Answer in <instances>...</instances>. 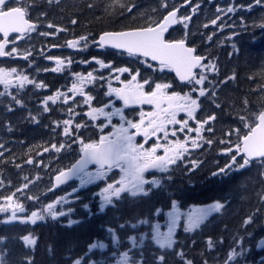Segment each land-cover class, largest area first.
<instances>
[{
    "label": "snow or ice",
    "instance_id": "6c2138e0",
    "mask_svg": "<svg viewBox=\"0 0 264 264\" xmlns=\"http://www.w3.org/2000/svg\"><path fill=\"white\" fill-rule=\"evenodd\" d=\"M49 3L52 0H48ZM11 3L19 4L21 6L10 7ZM185 3H190V0H185ZM119 5L121 8H125L128 12H131L133 8L136 7L135 4H124L121 0H113L114 5ZM33 5L29 4L27 0H0V33L3 35V39H0V57L12 56L18 52L16 47H12L10 51H6L8 44H15V40L23 39L28 33L36 30L37 24L32 22L30 19L29 9ZM167 8V4L163 3L161 5ZM254 6L264 7V0H253L252 3L247 5L250 10ZM89 8L93 5L89 4ZM199 5L192 8L193 12H196ZM239 7H244L240 5ZM235 7L229 6L226 9L217 8V13H231L234 12ZM105 11H108L106 8ZM155 11V10H153ZM178 9H173L168 11L162 20L154 21L146 26L131 28L129 30L119 31V32H103L100 34L98 41H93L94 44H98L99 47L111 46L116 49L125 50L129 55L142 54L144 57H150L152 61H158L160 65V70L163 71L165 68L174 69L176 75L179 77L180 81L188 82L189 84L201 86L198 89L193 87L190 92H185L181 94L180 92L168 90L172 87L169 83H155L154 87L150 91H145V86H151L149 79H144L143 82L138 81L137 77L140 72L137 70L135 74L131 76L128 81H121L123 87L114 88L109 84L108 92L106 95L115 94L117 98L123 101L125 106L134 104H147L154 106L152 111L144 112L140 111L139 119L136 121L127 119L124 115L122 108L113 107L112 111H106L111 105V101L108 104H104L101 107H91V102L94 97L85 93L84 87L87 83H91L96 80L97 77L93 75V72H88L86 76L76 74V81L72 84L70 92L73 95L79 93L84 96V103L90 106V111L87 115L92 119L96 120L100 116L105 117L109 124L112 122L113 116H119L121 123L117 125H112L113 132L107 135H101L98 140H92L85 142L82 138L76 137L73 140L75 143L77 140L80 144V152L82 155L80 158L68 169L60 170L55 177V185L53 187L59 186L66 183L73 177L79 179V185L81 188L93 183L95 180H102L106 175L107 171L113 168L120 169L122 175L120 179L113 183H108L106 187L100 190V204L99 211L103 212L107 206L114 204V199L119 200L122 195L127 194L132 197L138 196H148L152 190V187H158L161 185V179L152 177L147 179L145 174L150 170H158L162 173H167L172 166H177L178 163L184 162L187 155H190V148L196 149L202 146V143L212 145L214 141L212 139H206L203 135V131L212 132L213 129L210 126V122L216 120L215 115H210L204 120H196L197 109L200 108V97L209 96L215 97L216 92L209 90L203 85L208 79L205 72H216L218 71L216 65L208 60L207 63L204 61L206 57L195 55L196 49L193 47H188L186 44L187 33L185 38L167 40L165 39V33L168 31L171 25L177 23H183L184 28L188 27L187 21L191 19L190 16H182L177 18ZM41 15H45L41 13ZM151 21V17L148 18ZM220 20V15L216 16L211 23L213 25L217 24ZM73 24L77 23L74 19L71 21ZM49 27H55L49 24ZM208 25H205L207 27ZM260 27L264 28V18L261 19ZM59 31H66V29H56ZM10 33H16L15 39H10ZM41 35H49V33H41ZM233 36L238 35V33L233 32ZM209 40L212 39L211 36L208 37ZM88 36H81L78 39H73L67 41V46L71 48H77L78 45L83 42V46H88ZM235 49L236 46L233 45ZM238 51V49H236ZM31 55L30 52L24 53V58L28 59ZM48 59H54L53 57H48ZM56 67L53 71L60 72L65 65V60L55 58ZM95 59V58H93ZM101 68H112L110 63L106 64L102 60L96 61ZM68 64L71 60L67 61ZM196 69H202L199 73ZM116 73H131V69L127 67L113 68ZM116 80H120V76L116 75L114 77ZM99 79H104L103 76ZM228 79H235V73L231 77H227L225 81L220 83H225ZM0 83H2L5 88H8L13 83L23 87L26 83L32 84L34 81L30 80L27 75H21L18 73L16 68L5 69L0 68ZM209 83H213L209 81ZM37 88L46 87L42 82L36 83ZM258 89L264 93V85H258ZM198 96L193 97L192 92H197ZM0 95H3L0 93ZM64 99V103L68 102L69 97L67 94L62 92H57L56 95L49 96L46 98L44 103V111H48V102L56 103L60 98ZM17 104L21 101L13 97ZM261 100H264V95H262ZM243 111H248L249 101L247 97L243 100ZM220 107L219 104L216 105ZM11 110V109H9ZM70 117L74 110L69 109ZM179 113H185L187 119H178ZM255 116V122L250 121L248 115L237 114V119L240 121L241 125L248 129L244 134H241L239 127L230 129L226 135L231 136L235 134L237 136V142L233 143L231 140L225 141L221 139L220 144H227L222 152L225 155H229L230 159L224 167L218 168L216 172L212 173V176H218L226 174L227 172L233 170L244 169L256 163L260 166L262 171L260 175L264 177V110L259 111V113H253ZM35 120V117H30ZM189 120H196V127L192 128L189 126ZM64 131L65 136L72 135L73 120L71 118L64 120ZM169 125H179V127H173L169 129ZM208 127L205 129V126ZM59 126V124H57ZM107 125H100L99 127L103 130ZM75 129L82 127L81 124H75ZM132 130V131H130ZM185 133L184 138L180 139L177 133ZM195 133L194 136L190 135ZM174 139H169V136ZM141 136L143 138L142 143H136V137ZM155 138V142L151 144L150 147H145L148 141ZM163 141V142H161ZM66 147L65 144L61 143L59 146L52 144L51 148L59 152L61 149ZM71 147V145H67ZM3 148V145H0ZM49 149L45 148L44 151L47 152ZM3 152H0V156ZM239 157V159H238ZM33 161L29 159L27 163L31 164ZM96 164L98 168L95 172H90L87 170L89 164ZM200 161L191 160L189 161L190 167L189 171H193L199 167ZM19 167V165H17ZM27 179V178H25ZM3 182L0 181V186ZM148 185L149 187H146ZM28 184H24L22 188L26 189ZM22 191V189H17V192ZM78 192L77 188H73L70 193L64 196L58 197L52 203L44 206L43 209L32 211L30 216L21 217L18 213L24 212L23 204L15 202V193L9 196L3 197L4 203L0 204V213H8L11 211V215L5 220V223L21 220L23 223L30 222L35 224L37 221H42L47 217L52 219H57L61 216H70L74 211L73 208L69 207L67 211H58L57 205H64L70 203L69 197H73L75 193ZM75 199H80L79 196H75ZM28 199H38V197H28ZM261 200H264V195L261 196ZM225 207V203L217 200L212 204H209L202 208H196L192 212L187 214L185 231H193L201 226V224L214 212H220ZM83 209L87 211L90 215L91 208L87 203L83 204ZM160 209H157L159 212ZM169 219L167 222V231L162 232L160 230V225H154L152 228L151 239L155 242L161 249L172 248L176 243L174 239V232L177 226V222L180 219V211L176 201H172L171 211L167 213ZM254 222V217L252 215L248 216L244 221V225H249ZM80 223L79 220H68V226ZM139 223H147V221H139ZM123 227V225H121ZM133 228L136 225H132ZM112 233L113 242L118 241L119 237L115 235L114 230L109 229ZM248 237H252L253 233H248ZM5 237L0 236V243L5 241ZM23 240L25 246L33 247L37 243V238L31 233L20 237ZM144 236L129 237L133 247L138 245H143ZM244 237H240L235 240V243L239 245V251L236 247L230 249L227 254V258L224 264H231L235 261L237 257L244 256L247 249L243 247ZM257 248L264 247V237H260L255 245ZM106 245L102 241L93 242L89 245V250L100 248H105ZM213 247V241L211 238L208 240V248ZM130 251V250H129ZM182 259L184 258L183 251L177 253ZM159 264H165L166 257L160 255L157 257ZM0 264H8L7 261V251L6 249H0ZM27 264H32L30 258L27 260ZM73 264H82V259H76ZM95 264V262H93ZM119 264H144L143 260L137 261L129 256V252H124L121 254ZM184 264H193L192 260L184 259ZM207 264V261H205ZM238 264V262H237ZM260 264H264V257L261 258Z\"/></svg>",
    "mask_w": 264,
    "mask_h": 264
},
{
    "label": "trees",
    "instance_id": "16d2710c",
    "mask_svg": "<svg viewBox=\"0 0 264 264\" xmlns=\"http://www.w3.org/2000/svg\"><path fill=\"white\" fill-rule=\"evenodd\" d=\"M30 1L38 6V12L40 13L54 14L58 11L60 18L54 17L53 19L59 20L62 23V29H66V31L59 33L56 42H54L56 44H64V41L80 37L87 31L93 33V37H95L103 31L146 26L151 22L159 21L165 12L177 6L172 2L167 5V8H164L161 6L164 3L163 0H121L124 4L132 3L136 5L131 12H128L118 4L110 8L109 5L113 4V0H52L51 3L48 0ZM248 1L244 0V2ZM202 2L200 15L205 13V18L207 19L213 15L218 3L217 0H202ZM89 4L93 5V7L89 8ZM191 4L192 2L188 5ZM54 7H57V9ZM106 8L108 11H105ZM29 12L30 17L39 22L40 18L35 14L34 10H29ZM198 13L193 14L194 25L196 24L195 21L199 20L200 15ZM245 16H247L246 11ZM149 17H151V21L148 19ZM234 18L237 19V16ZM74 19L77 21L75 24L71 22ZM53 23L57 25V23ZM210 28L212 27L208 26L207 29ZM246 29V31H243V35L237 37L235 40L238 43V51L229 50L227 49L228 47H220L218 49L216 46H213L212 50L206 52L207 57L208 55L216 56L217 63L221 66L217 71L218 74L210 80L213 82L211 84L219 83V86H223V88L226 85H231L232 92H234V94L232 93L233 102H240V107H242L243 99L238 101V94L241 95L243 92L248 95L249 88L255 87L250 89L252 94L255 95L258 85H264V35L261 38L260 36L256 38L255 36H251L254 30L253 27L246 25ZM174 34L175 32L171 31L169 34L170 38H180V35L174 37ZM250 37H254L256 42H253ZM187 39L194 44L199 41L193 37H188ZM194 46H196L198 51H205L197 43ZM88 51L84 57L85 61L91 55H101L99 50ZM103 53V57L106 58L108 63L112 64V67L123 66L134 71L133 67L135 64L131 61L129 62V60L126 61L124 53L109 49L104 50ZM75 58L73 57L72 61ZM9 62V59L0 60V67L7 65ZM16 62L18 63V67H23V59ZM76 65V63L73 64V66ZM84 67L86 68L87 66ZM234 73L235 79H228L229 81L223 85L220 83L227 77H231ZM249 75L252 77V80L248 77ZM37 76L45 82L44 85L46 87H51L52 90L56 89L57 84L61 82L59 78L62 77L61 74L54 75L50 72L43 73L42 71ZM154 77L159 80L170 79V83L175 85V87H182L170 71L163 74L162 77ZM255 79H260V81L255 82ZM150 81H153V79H150ZM99 83V86L93 87L92 95L94 96L93 105L101 107L111 99L117 97L115 94L106 95L109 86H106L104 82ZM237 84L239 85L238 87L236 86ZM113 85L112 83L111 86L113 87ZM35 95L27 102L28 109L32 107V109H35L37 114L35 120L30 118L33 116H25L23 114L24 107L14 106V109L8 110L4 104L5 102L0 100V145H3V148H0V152H3V155L0 156V181L6 185L11 182L13 186H18L25 181L33 180L35 178L34 170H42V167L37 166L36 163H45L48 159L53 158L55 154L47 146L49 141L60 142L63 139L62 130H54L53 121L58 118L56 111H42L40 116V107L36 106ZM256 99L257 97L255 96H249V100L251 101H256ZM261 108L264 109V103H261ZM210 115H215L217 121L225 120L221 110L217 106L214 107V111ZM201 116L203 117V114ZM207 116L205 115V117ZM229 119H231L230 116L227 117V120ZM176 127H179V125H176ZM177 135L183 139V133L178 132ZM209 147L210 145L203 143L202 149H191V151H196V156L202 154L199 160L207 162L204 168L198 167L199 171L188 173L184 172V169L190 167V164L188 167H178L179 165H184V162H180L177 166H172L173 170L167 173V176H172L168 186L175 193V196H169L167 192H164L167 189H161L160 191L163 192H160L155 198L168 196L169 201L174 198L175 200L182 201L184 205H203L219 200L226 202L229 210L226 211L225 207L223 212L216 214L204 224L203 228L195 232L179 229L176 235L177 241L173 248L161 251L157 245L149 247L150 244L141 248L136 247L133 250L135 255L138 254L139 257H143L146 264L154 263L157 261L155 258L160 255L166 257L165 264H179L183 260L177 255L178 252L183 251L184 256L186 255L192 259L201 255L204 250L207 255H215V260L223 259L224 262L226 260V258H223L224 248H226L225 243H213V247L209 249V238L213 242L220 238L225 239L226 242V238L229 235L240 238L246 232L244 231V226L242 229H237L236 227L248 214L242 202L247 201L248 196L254 201V197L251 196L250 192L259 184L264 189V180L259 181L255 179L252 190L249 193L244 192L238 206H234V201L231 202L230 200L232 197L236 198L240 194L239 191L241 189L247 190L249 187L247 183L252 182V179H249L248 173H246V170H243L232 173L230 176H224V178L223 174L211 176L212 178H217L216 181L218 182H215V184L213 181H204L203 183L202 180L205 176L201 175H209L206 171L213 172L214 170L211 171L210 169L216 168L219 164L218 161L211 160V156H206L208 155L206 150ZM45 148L49 150L45 152ZM61 154L67 156L68 152L63 150ZM186 156V160H190L189 155ZM68 157V161H72L76 157V154L73 156L68 155ZM29 159L33 161L31 164L27 163ZM178 168L181 169L175 171ZM45 179L49 182L50 177H45ZM245 179L247 180L244 183ZM200 182L203 184H200ZM241 184H244V188H242ZM181 185L185 186V188L181 187ZM178 186H180L179 193L176 192V187ZM47 187H49V184ZM61 189L50 192L47 188L45 192H41L40 190L34 191L29 187L27 198H23L24 205L29 209L43 206ZM89 190L91 191L92 189ZM28 197H38V199H28ZM155 198L154 196L151 198L145 196L140 200H130L129 195L124 194L121 199H114V204L107 206L101 212L95 198H89L88 193H85V196L77 202L76 206H73V217L79 220L80 223L71 226H68V223L63 220H54L51 217H46L44 221L36 222L35 224L20 221L5 223L0 220V236L6 238L3 243H0V249H6L8 264H27L28 258L31 259L32 264H73L76 259H82V264H88V261L91 259L95 260L96 264H111V260H113L111 253L122 249V246L128 242V236L135 231V228L130 223L142 218L150 220L154 218L155 210L159 205L158 202H155ZM90 199H93L90 206L91 215L87 211L80 209L85 202H90ZM109 229L114 230L117 237H119L117 246L112 243V235ZM29 233L37 238V243L33 247L25 246L23 240L20 239V237ZM96 240L107 242V247L103 249L96 248L90 251L89 245ZM150 256H152V259H150ZM202 262L205 263L204 258H202ZM223 262H220V264H223Z\"/></svg>",
    "mask_w": 264,
    "mask_h": 264
},
{
    "label": "rangeland",
    "instance_id": "374dc122",
    "mask_svg": "<svg viewBox=\"0 0 264 264\" xmlns=\"http://www.w3.org/2000/svg\"><path fill=\"white\" fill-rule=\"evenodd\" d=\"M164 3H166L167 5H169V3L174 2L176 5L178 4H182L185 3V0H163ZM27 2L31 5H33L29 10L35 12V14H37V16L40 18L37 28L35 31L28 33L23 39H18L15 40V44H12L11 47L9 48V51L11 50L12 47H16L18 52L16 54L13 55H24L25 52H30L31 55L28 57V59L23 58L24 63H23V67H18V63L16 61L21 60V59H15V60H10V62L7 65L1 66L0 68H5V69H12V68H16L18 73L21 75H27L29 77L30 80L34 81V83L32 84H25L22 88L19 87L18 84L13 83L12 85H10L8 88H5V86L0 83V93H2L3 95H0V100H2V102H5L4 104L6 105V107L9 109H14V106L17 107H24L23 109V114H25V116H33L36 117L37 114L35 112V109H28L27 106V102L31 99V97H33L35 94V101H36V106L40 107V116L42 111H44V101L46 100L47 97L49 96H53L56 95L57 92H62L67 94V96L69 97L68 102L64 103V99L63 97L58 99L56 101V103H52L51 101L48 102V111L45 112H50L52 110H55L57 113L58 118H56L53 121V126H54V130L55 131H60V129L62 130V132L64 131V125H63V121L66 119L71 118L73 120V127H72V135L69 136H65L62 133V141L58 142V141H49L48 143V148H51L52 144H56L57 146L60 145V143H63L66 145V147L64 149H61V151L57 152L55 151V149L51 148V152L55 153L53 155V158L48 159L45 163L40 162V163H36L37 166L42 167V170H34V179L31 181H25L22 184H19L18 186H13L11 184V182L6 185V184H2V186H0V204L4 203L3 197L9 196L12 193H15V197H14V201L23 204L24 207V212L23 213H18L19 216L26 217V216H30L32 211H36V210H40L43 209L45 205L54 202L55 200H57L58 197L64 196L67 193H70L72 191L73 188H77L78 192L75 193L73 195V197H69L70 203L64 204V205H57V210L58 211H67V209L69 207L73 208V206H76L77 202L81 200L82 197L85 196V193H88L89 198H95V200L98 203V206L100 204V190L104 187H106V185L108 183H113L116 182L120 179L122 173L120 171V169L118 168H113L110 171H107V175L102 179V180H95L93 183L87 185L86 187L81 188L79 185V179L77 178L73 183L68 184L66 187L62 188L60 191L56 192L55 195L50 198L43 206H40L38 208H33V209H29L24 205V201L23 198H27V194H28V188L30 187L32 190L36 191V190H40L41 192H45V190L51 187L52 185V177L53 175L68 167L79 155H80V144L79 141L77 140L75 143H73V140L76 137L82 138L85 142H89L92 140H98L99 137L101 135H107L108 133L113 132V127L112 125H119L121 123L119 116H113L112 117V122L111 124L108 123V121L105 119V117L100 116L98 119L96 120H92L87 113L90 111V106L88 104L84 103V99L85 97L80 95L79 93L73 95L72 92H70L69 90L72 87V84L76 81V74H80V75H84L86 76L88 72H93V75L95 77H97L96 80L92 81L91 83H87L84 87V91L85 93L92 95V91H93V87H97L99 86V82H104V84H106V86H109V84H114L113 87L114 88H120L123 87V85L121 84V81H128L131 79V76L133 74L136 73V71L138 70L141 74V76H138L137 79L140 82H143L144 79H153V81H150L151 86L146 85L145 86V91H150L152 87H154L155 83H169L172 85V87L168 90L169 92L171 91H176V92H180L181 94L185 93V92H190L192 90L193 87H196L197 89L201 86L198 85H193V84H184L182 85V87L178 88L177 86L175 87V85H173L172 83H170V79H156L154 76H159L162 77L163 74L167 73V72H172V69L169 68H165L163 71L160 70V65L151 62L150 60L144 58V57H140V56H136V55H129L127 53H124L125 56L124 58L126 59V61L129 60V62L131 61L132 63H134V71L131 69V73H116L114 72L112 69L110 68H101L100 65L96 62L97 60H102L104 61L106 64H108V62L106 61V58L103 57V51L107 50L104 49L102 47H99V45H95L93 43V40L95 37H93V33H89L88 31L85 32L82 36H88V46L84 47L83 46V42H81L80 45L77 46V48H67V41H64V44H56L54 42H56V38L59 36V32L56 31L57 28H59L61 26L60 29H62V23L59 20H54V17H57L58 19L60 18V16H58V11H56L54 14L50 13V14H45V15H41L40 12H38V6L34 5V3L30 0H27ZM190 2H192L191 5H188L189 3H185L186 5L182 8L181 14L179 17L182 16H190L191 19L189 21H187L188 27L184 28L183 23H178V25L172 30L175 32L174 37H177L180 35V38L177 39H182L185 38V34L187 33V38L188 37H193L197 40H199L198 42H195V44H199V46L201 45V48L203 50H205L204 52L199 50L198 54L199 55H204L206 56L207 60H205L204 62L207 63L208 60H211L217 67V69L219 70L221 68L220 65H218L217 63V57L212 55L207 57L206 52L208 50H212L213 46H216L218 49H220V47H228L227 49L229 50H239L238 47V43L235 41L237 37L243 35V31L247 30L246 29V25H249L250 27H253L254 30L251 33V36H255L256 38L258 36H260V38L264 35V28L260 27V23H261V19L264 18V7H260V6H254L252 9H248L247 5L252 3L253 0H249L248 2H244V0H217V7L215 8L213 15L210 16L209 18H205V13L203 15H200V11H201V6L203 4L202 0H190ZM174 4V5H175ZM21 6L19 4H15L12 3L10 5V7L12 6ZM188 5V6H187ZM196 5H199V7L197 8L196 12L192 11V8ZM240 5H243L244 7H239ZM187 6V7H186ZM229 6L235 7V11L231 12V13H217L216 9L219 7L221 9H226ZM57 9V7H54ZM37 11V13H36ZM199 11V13H198ZM245 11L247 13V16H245ZM198 13L200 15L199 20L195 21V25L193 24V14ZM220 15V20L217 21V24L213 25L211 23V21L213 19H216V16ZM237 16V19H235L234 17ZM57 23V25H55L53 22ZM54 25L55 27H49L48 25ZM205 25H208L212 28L207 29V27H205ZM193 28V31H192ZM233 32L238 33V35L233 36ZM41 33H49V35H41ZM211 36L212 39L209 40L208 37ZM81 37V36H80ZM79 37H76V39H78ZM186 38V41L188 42V44H191L192 46H194V43H191L188 39ZM15 39V36L12 38ZM75 39V38H74ZM175 39V38H172ZM250 39L253 42H256L254 37H250ZM233 45L236 46V48H233ZM88 50H99V53L101 55L98 56H94L91 55L89 57V59L87 61H85L84 57L86 56V52H89ZM122 53V52H121ZM82 54V55H80ZM48 57H53L54 59H48ZM73 57H76L74 61H72ZM55 58H59L62 60H65V65L63 66L62 70L60 72H56L53 71V69L57 66L56 65V59ZM95 58V59H93ZM71 60V63L68 64L67 61ZM76 63V66H73V64ZM111 64V63H110ZM79 65V66H78ZM112 65V64H111ZM84 66H87L86 68ZM123 67V66H121ZM121 67H115V68H121ZM114 68V67H112ZM50 72L51 74L57 75V74H61V78H59V80H61V82L59 84H57L56 89L52 90L51 87H40L37 88L35 86L36 83H43L45 84L44 81L40 80V77L37 76L39 74V72ZM202 71V69H199V72ZM173 74V73H172ZM218 73L216 72H205V75L207 76V80L205 81V84L203 85V87L209 89V90H213L214 85H217L214 90L216 92V96L215 97H209V96H204V97H200L199 101H200V108L197 109L196 112V120H200L201 114H203L202 120L206 119L208 116H210V114L212 113V111H214V107H216L217 104L220 105V107H218L221 112H222V116L225 118V120L223 121H212L210 122V126L212 127L213 131L212 132H208V131H203L202 135L206 138V139H212L214 141V143L212 145H210V147L206 150V152H208L206 156H211V160H215L218 161L219 164L216 168L223 166L224 164H226L229 159L230 156L229 155H225L222 152V149L225 148L227 146V144H220L219 141L221 139L228 141L231 140L233 143L237 142V136L235 134L228 136L226 135V133L229 132L230 129H234L239 127L241 130V134H244L248 131V129L244 128L240 121L237 119V114L239 115H248L250 121L255 122V116L252 115L253 113H259V111L263 110L261 108V103H264L263 100H261L262 95H264V93H262L258 88H256V93L255 95L252 94V91L250 90L251 88H255V87H250L249 88V92L248 95L246 93H241V95L238 94V101H240L241 99L244 100L245 97H247L248 101H249V106H248V111L245 112L243 111L244 105L242 104V107H240V102H233V94L234 92H232L233 90L231 89V85H226L225 88H223V86H219V83L217 84H210L209 81L212 79L213 76H216ZM116 75L120 76V80H116L114 77ZM64 76V77H63ZM103 76L104 79H99V77ZM250 77V75L248 76ZM210 78V79H209ZM252 80V77H250ZM226 79H224L223 81H225ZM229 80H227L225 83H227ZM242 81V79H241ZM260 81V79H255V82ZM239 82V80H238ZM224 83H222L223 85ZM237 87L239 86L238 84L236 85ZM2 87V88H1ZM27 93V94H26ZM233 93V94H232ZM193 97L198 96V91L197 92H192ZM93 96V95H92ZM249 96L252 97H257L256 101H251L249 100ZM13 97H15L16 99L20 100L21 103L17 104L15 102V100L13 99ZM94 97V96H93ZM5 100V101H4ZM111 101V105L108 109H106V111H112L113 107L115 108H122L124 115L127 117V119L136 121L139 119V113L140 111H144V112H149L152 111L154 106L152 105H147V104H143V105H139V104H134V105H129V106H125L123 104V101L118 99V98H113L110 100ZM109 101L106 103L108 104ZM91 107H99V106H94L93 105V101L91 102ZM73 109L74 112L70 117L69 114V109ZM207 114H209L207 116ZM205 115L207 117H205ZM231 117V119L227 120V117ZM178 119H187V116L185 113H179L178 114ZM196 120H189V125L192 123V125H190L191 127H196ZM194 122V124H193ZM57 124H59V126H57ZM75 124H81L82 127L79 129H75L74 125ZM100 125H107L106 127L103 128V130H101V128L99 127ZM175 125H169V129L171 130ZM176 127V126H175ZM208 127V125L205 126V129ZM178 128V127H177ZM185 133H183V138H184ZM192 136L195 135V133L191 134ZM181 136H179L180 138ZM169 139H174L173 137H171V135L169 136ZM181 139V138H180ZM143 139H137L136 143H142ZM155 142V138H152L148 141V143L145 145V147H150L152 143ZM163 142V141H161ZM203 144V143H202ZM67 145H71V147H67ZM197 149V148H196ZM198 149H202V146ZM63 150L68 152V155L73 156L74 154H76V157L72 160V161H68L69 157L67 156H63L61 153L63 152ZM191 151V148H190ZM202 154L196 156V151H191L189 157L190 160H185L184 161V165H179L178 167H188L189 165V161L191 160H198L200 161V165L199 167L202 169L204 168V166H206V161H201L199 160V157ZM51 161H53L51 163ZM188 163V164H187ZM204 163V164H203ZM216 168H212L210 169L211 171L215 170ZM97 169V167L95 168H91L88 169V171L90 172H95ZM181 168L176 169L175 171L180 170ZM188 168L184 169V172H194V171H199L198 168H196L193 171H189ZM173 170V167H171L169 169ZM205 170V169H204ZM246 170V173H248V177L249 179H252V182H248L247 184L249 185V187L247 188V190H243L241 189L239 191L240 194H238L235 197H232V199L230 200L231 202L234 201V206H238V204L240 203V200H242V197L244 195V192L249 193L252 188H253V183L256 180H264V177H262L260 175V172L262 171V169L260 168V166L256 163H253L252 165H250L247 168L244 169H239V170H233L230 172H227L226 174H223V178L224 176H230L232 173H236L239 171H243ZM168 171V172H169ZM167 172V173H168ZM208 172L209 175L207 174H203L201 176H205V178L202 180L203 183L204 181H210V182H218L216 181L217 178H212L214 176H212V173L215 172ZM167 173H162L158 170H150L148 173L145 174L147 179H151L152 177H156V178H160L161 179V185L158 187H152L151 192L149 193L148 196L146 197H152L157 196L160 192L161 189H167V192L169 194V196H175V193H173L169 186V180L171 179L172 176H167ZM173 175V174H171ZM207 176V177H206ZM212 176V177H211ZM45 177H50L49 182L45 179ZM213 180H212V179ZM222 178V177H221ZM248 179V178H247ZM244 180V183L246 182V180ZM248 179V180H249ZM202 182H200L201 184ZM202 183V184H203ZM24 184H28V187L26 189L22 188V186ZM49 184V187H47V185ZM193 185H196L195 183H192ZM12 185V186H11ZM69 186V187H68ZM202 186V185H201ZM242 188H244V184H241ZM146 187H149L148 185H146ZM179 187H176V192L179 193ZM181 187L185 188V186L181 185ZM5 188H7L6 190H4ZM199 188V187H198ZM17 189H22V191L17 192ZM89 189H92L91 191ZM193 189H197V188H193ZM3 193H1V191H3ZM251 196L254 197V201H252L251 197H247V201L245 200L244 202H242V205L245 209V211L248 213L245 217L244 220L252 215L254 217V222L252 224L249 225H244L243 221L239 222L237 224V229H242V227L244 226V231H246L245 233L242 234L241 237H244V241H243V247H245L247 249V252L245 253L244 256L241 257H237L235 261H232V264H260L261 258L264 257V251L261 252H256L255 251V243L256 240L264 233V200H261V196L264 195V189H262V185L259 184L257 187H255V189L253 191L250 192ZM75 196H79L80 199H75ZM145 196H138V197H132L129 195L130 200H140ZM93 200V199H92ZM92 200L90 199V202H88L87 204H89L91 206L92 204ZM172 201H176L179 211H180V219L177 222V226L175 228V232H174V239L176 240V235L179 231V229L185 230V226H186V220H187V214L192 212L194 209L196 208H202L205 207L209 204L212 203H208V204H203V205H184L182 203V201L179 200H175L174 198L171 199L170 201L168 200V196L166 197H159V198H155V202H158V207L155 210V215L153 219H148V218H142V219H138L135 222H131V226L132 225H136L135 227V231L130 234L127 238V243H125L122 246V249H119L118 251H113L111 253V257H113V260H111V264H119L120 258H121V254L124 252H129V256L134 258L137 261L143 260L144 262V258L143 257H139L138 254L135 255L134 253V249L137 248H141L143 246H146L148 244L149 247L153 246V245H157L155 244L154 241H152L151 239V235H152V228L154 225L159 224L160 225V230L162 232H166L167 231V222H168V215L167 213L169 211H171V205H172ZM86 203V202H85ZM225 203V207H226V211L229 210L227 203L226 202H222ZM224 207V208H225ZM223 208V209H224ZM74 209V208H73ZM81 210L83 209V205L80 208ZM157 209H160L159 212H157ZM223 209L220 212H214L212 213L202 224L199 228L193 230V232L203 228L204 224L207 223L210 219H212L216 214L223 212ZM74 212V211H73ZM73 212L70 214V216H61L58 217L57 219L59 220H63L65 222L68 223L69 219H73L76 220L73 217ZM11 215V211H9L8 213H0V220L1 221H5L7 220V218ZM47 217V216H46ZM46 219V218H45ZM44 219V220H45ZM42 220V221H44ZM147 221V223H139V221ZM15 221H20L21 220H15ZM42 221H37V222H42ZM242 224V225H241ZM246 229V230H245ZM187 232H191V231H187ZM248 233H253L252 237H248ZM112 235V233H111ZM116 235V234H115ZM117 236V235H116ZM131 236H135L139 239V237L144 236V243L143 245H138L136 247H133L131 241L129 240V237ZM229 238V239H228ZM226 238V242L225 239H218L216 241H214L213 243H225L226 248H224V255L223 258H227V254L230 251L231 248L236 247L237 250L239 251V245H237L235 243V240H238L239 238H235L233 236H230ZM112 240H113V236H112ZM100 240H96L94 242H97ZM105 245L107 244V242L102 241ZM118 241L113 242V245L118 244ZM175 245V244H174ZM173 245V247H174ZM158 246V245H157ZM107 247V246H106ZM105 247V248H106ZM159 247V246H158ZM172 247V248H173ZM160 248V247H159ZM167 249V248H165ZM165 249H161V251L165 250ZM130 250V251H129ZM143 253V251H141ZM181 258V257H180ZM202 258L205 259V261H207V264H220V262L223 261V259H218L215 260V255H207L206 251L204 250L201 255L195 257V258H190L187 257L186 255L184 256V258L182 259L183 262L179 263V264H184V259L187 260H192L193 264H205L204 262H202ZM150 259H152V256H150ZM157 260V258H155ZM93 262L96 261L95 260H89L88 264H93ZM144 264H146L144 262ZM151 264H159L158 260L155 261L154 263Z\"/></svg>",
    "mask_w": 264,
    "mask_h": 264
},
{
    "label": "water",
    "instance_id": "95a60500",
    "mask_svg": "<svg viewBox=\"0 0 264 264\" xmlns=\"http://www.w3.org/2000/svg\"><path fill=\"white\" fill-rule=\"evenodd\" d=\"M185 5H186L185 3H182V4H180L179 6L173 8V9H178V12H177V18H178L179 14H180V10H181ZM16 6H17V5H16ZM12 7H14V6H12ZM173 9H170L169 11H172ZM167 12H168V11H167ZM167 12L163 15V17H164L165 15H167ZM163 17H162V18H163ZM162 18H161V20H162ZM30 19H31V18H30ZM31 21L34 22V23H36V21L33 20V19H31ZM177 25H178V23H177V24H174V25H171V26L169 27L168 31L165 33V39H167V40H174V39H168L167 37H168L170 31H171L172 29H174ZM133 28H136V27H133ZM129 29H131V28H128V29H122V30H108L107 32H119V31H124V30H129ZM103 32H106V31H103ZM103 32H101L100 34H102ZM100 34L98 35V37H97L94 41H98ZM14 35H17V34H16V33H10V39H11V37L14 36ZM0 36H1V39H3V35H2V33H0ZM10 44H11V43H10ZM10 44L7 45L6 50H7L8 46H9ZM186 44H187L188 47H193V46L189 45L187 41H186ZM97 45H98V44H97ZM105 48H109V49L114 50V51H119V52L127 53L125 50H122V49H116V48H113V47H111V46H105ZM193 48H194V47H193ZM194 54L197 55V54H196V51H195ZM135 55L140 56V57H144L142 54H135ZM200 56H203V55H200ZM16 57H17V58H18V57L21 58V57H24V56H23V55H21V56H13V58H16ZM0 58H2V57H0ZM144 58H146V57H144ZM146 59L150 60V61L153 62V63L159 64L158 61H152L150 57H148V58H146ZM172 71H173L174 76L177 78V80H178L181 84L188 83V82H182V81H180L179 77L176 75L175 70L172 69ZM196 71H197V69H196ZM263 110H264V109H263ZM81 155H82V153L80 152V155H79V156H78V157H77V158H76V159H75V160H74V161H73L68 167H66V168H64V169H62V170H66V169L70 168V167H71V166H72V165H73V164H74V163L80 158ZM238 158H239V157H238ZM227 163H228V162H227ZM93 167H97V168H98V165H96V164H94V163L89 164L88 167H87V170H88V169H91V168H93ZM223 167H224V166H223ZM217 170H218V169H217ZM217 170H216V171H217ZM216 171H215V172H216ZM58 172H59V171H58ZM58 172H56V173L53 175V177H52V185H51V187L49 188V191H50V192H55V191L61 189L63 186L68 185V184L74 182V181L76 180V178H77V177H73L72 179H70V180L67 181L66 183L61 184V185L56 186V187H53V185H55V177H56V175L58 174ZM260 237H264V234L261 235ZM260 237H259V238H260ZM259 238H258V239H259ZM258 239H257V241H258ZM257 241H256V243H257ZM256 243H255V245H256ZM255 249H256V250H262V249H264V247L257 248V247L255 246Z\"/></svg>",
    "mask_w": 264,
    "mask_h": 264
},
{
    "label": "flooded vegetation",
    "instance_id": "af4514ba",
    "mask_svg": "<svg viewBox=\"0 0 264 264\" xmlns=\"http://www.w3.org/2000/svg\"><path fill=\"white\" fill-rule=\"evenodd\" d=\"M0 39H1V37H0ZM75 39H76V38H75ZM9 48H10V47H8V49H7L6 51H9ZM67 48H69V47H67ZM12 56H13V55H12ZM2 59H9V60H12V59H15V58H13V57H11V56H3V57L1 58V60H2ZM200 120H202V117H200ZM175 126H176V125H175ZM175 126H174V127H175ZM189 126H190V125H189ZM190 127H191V126H190ZM192 128H194V127H192ZM130 131H132V130H130ZM191 134H193V133H191ZM191 134H190V135H191ZM137 139H143V138H142L141 136H137V137H136V140H137ZM186 155H187V154H186ZM178 164H179V163H178ZM231 264H232V263H231Z\"/></svg>",
    "mask_w": 264,
    "mask_h": 264
},
{
    "label": "bare ground",
    "instance_id": "6f19581e",
    "mask_svg": "<svg viewBox=\"0 0 264 264\" xmlns=\"http://www.w3.org/2000/svg\"><path fill=\"white\" fill-rule=\"evenodd\" d=\"M242 225V224H241ZM241 229V228H240ZM246 230V229H245Z\"/></svg>",
    "mask_w": 264,
    "mask_h": 264
}]
</instances>
